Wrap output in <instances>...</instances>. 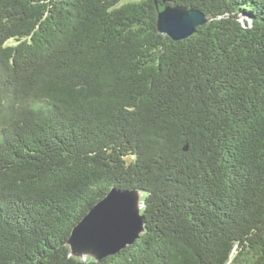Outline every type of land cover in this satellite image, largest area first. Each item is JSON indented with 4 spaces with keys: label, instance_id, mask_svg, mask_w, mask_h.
I'll use <instances>...</instances> for the list:
<instances>
[{
    "label": "trees",
    "instance_id": "trees-1",
    "mask_svg": "<svg viewBox=\"0 0 264 264\" xmlns=\"http://www.w3.org/2000/svg\"><path fill=\"white\" fill-rule=\"evenodd\" d=\"M120 2L0 0V264H264V0ZM174 4L211 20L174 40ZM114 186L146 231L72 256Z\"/></svg>",
    "mask_w": 264,
    "mask_h": 264
},
{
    "label": "water",
    "instance_id": "water-1",
    "mask_svg": "<svg viewBox=\"0 0 264 264\" xmlns=\"http://www.w3.org/2000/svg\"><path fill=\"white\" fill-rule=\"evenodd\" d=\"M211 17L195 7L166 5L159 10L157 28L174 40L185 39ZM246 25L250 19L240 14ZM144 191L114 186L73 227L67 244L70 254L82 259L100 260L132 244L146 231L143 213Z\"/></svg>",
    "mask_w": 264,
    "mask_h": 264
},
{
    "label": "rangeland",
    "instance_id": "rangeland-1",
    "mask_svg": "<svg viewBox=\"0 0 264 264\" xmlns=\"http://www.w3.org/2000/svg\"><path fill=\"white\" fill-rule=\"evenodd\" d=\"M130 1H135V0H121V2L118 5H121V4L125 3V2H130Z\"/></svg>",
    "mask_w": 264,
    "mask_h": 264
}]
</instances>
